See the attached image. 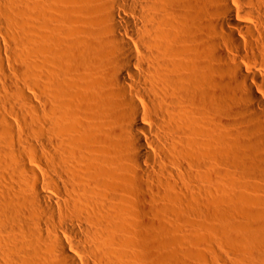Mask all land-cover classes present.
I'll return each instance as SVG.
<instances>
[{
    "label": "bare ground",
    "instance_id": "obj_1",
    "mask_svg": "<svg viewBox=\"0 0 264 264\" xmlns=\"http://www.w3.org/2000/svg\"><path fill=\"white\" fill-rule=\"evenodd\" d=\"M0 264H264V0H0Z\"/></svg>",
    "mask_w": 264,
    "mask_h": 264
},
{
    "label": "rangeland",
    "instance_id": "obj_2",
    "mask_svg": "<svg viewBox=\"0 0 264 264\" xmlns=\"http://www.w3.org/2000/svg\"><path fill=\"white\" fill-rule=\"evenodd\" d=\"M171 224H172L171 226H172L174 229H177V227H178L177 225H178L179 223H178V222H177V223H176V222H175V223L173 222V223H171ZM176 224H177V225H176ZM180 224H181V223H180ZM175 225H176L177 227H175ZM181 225H182V224H181ZM182 226H183V225H182ZM181 228H182V227H181ZM181 228H180V229H181ZM180 229H179V227H178V230H179V231H178V230H175V232H174L175 234H174V233H172V234H174L175 236L177 235L178 238H179V239H177V240H178V241H181V240H182V243H183V240L185 241V238H182V236H183V234H184V230L182 229V230H183V231H182V230H180ZM181 231H182L183 233H182ZM178 232H179V233H178ZM176 233H177V234H176ZM180 233H181V234H180ZM178 234H179V235H178ZM183 237H184V236H183ZM176 238H177V237H176ZM180 238H181V239H180ZM157 241H159V240H157ZM178 241H177V242H178ZM177 242L174 243L173 247L177 244ZM178 243L182 244L181 242H178ZM180 244H179V245H180ZM160 245H161V244H160ZM160 245H159V242H158V247H157V248H159ZM177 245H178V244H177ZM182 245L184 246L185 243H183ZM182 245H180V246H182ZM180 246H179L178 248H181ZM184 247H185V246H184ZM184 247H183V249H185ZM174 248L176 249L177 246H175ZM160 249H161L162 251H161ZM183 249H182V250H183ZM157 250H159L160 252H163V251H164V250L162 249V246H160V248L157 249ZM178 250H179V252H182V251H180V249H176V251H178Z\"/></svg>",
    "mask_w": 264,
    "mask_h": 264
}]
</instances>
